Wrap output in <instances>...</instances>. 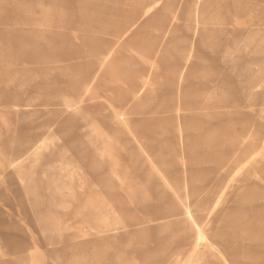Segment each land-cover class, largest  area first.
Segmentation results:
<instances>
[{
  "label": "rangeland",
  "instance_id": "obj_1",
  "mask_svg": "<svg viewBox=\"0 0 264 264\" xmlns=\"http://www.w3.org/2000/svg\"><path fill=\"white\" fill-rule=\"evenodd\" d=\"M0 264H264V0H0Z\"/></svg>",
  "mask_w": 264,
  "mask_h": 264
},
{
  "label": "bare ground",
  "instance_id": "obj_2",
  "mask_svg": "<svg viewBox=\"0 0 264 264\" xmlns=\"http://www.w3.org/2000/svg\"><path fill=\"white\" fill-rule=\"evenodd\" d=\"M260 102H261V101H260ZM13 154H14V153H13ZM14 165H15V164H14ZM12 166H13V165H12ZM12 166H11V167H12ZM65 170H66V169H65ZM70 172H71V171H70ZM255 198H256V197H255ZM254 204H255V203H254ZM215 210H216V209H215ZM212 211H214V210H211V212H212ZM214 212H215V211H214ZM214 212H213V213H214ZM220 222H221V221H220ZM227 224H228V223H227ZM214 233H215V232H214ZM221 234H222V233H221ZM234 234H235V233H234ZM214 235H215V234H214ZM231 235H233L232 232H231ZM200 236L203 237V236H204V233H201V232H200ZM223 237H224V236H223ZM232 237H235V236L233 235ZM215 238H216V237H215ZM224 238H225V237H224ZM224 238H223V239H224ZM235 238H237V237H235ZM213 239H214V238H213ZM221 239H222V238H221ZM225 239H226V238H225ZM230 239H231V236H230ZM216 241H217V240H216ZM219 241H220V240H219ZM219 245H221V244H219ZM226 245H227V244H226ZM215 247H218V246H215ZM218 248H219V247H218ZM223 249H224V248H223ZM220 251H221V249H220ZM223 255H224V254H223Z\"/></svg>",
  "mask_w": 264,
  "mask_h": 264
}]
</instances>
